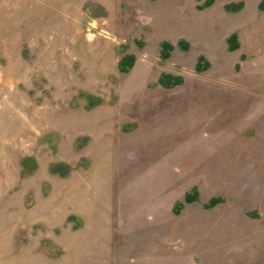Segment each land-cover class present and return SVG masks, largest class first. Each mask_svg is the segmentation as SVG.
Here are the masks:
<instances>
[{
    "label": "rangeland",
    "instance_id": "1",
    "mask_svg": "<svg viewBox=\"0 0 264 264\" xmlns=\"http://www.w3.org/2000/svg\"><path fill=\"white\" fill-rule=\"evenodd\" d=\"M205 1L0 0V264H264V0Z\"/></svg>",
    "mask_w": 264,
    "mask_h": 264
},
{
    "label": "trees",
    "instance_id": "2",
    "mask_svg": "<svg viewBox=\"0 0 264 264\" xmlns=\"http://www.w3.org/2000/svg\"><path fill=\"white\" fill-rule=\"evenodd\" d=\"M215 0H206L204 2L203 5L199 6L200 10H204L206 8L211 7L214 4ZM244 7V4L241 3H232L226 6V10L232 13H238L240 12ZM229 50L230 51H236L240 48V42L238 40V35L237 34H233L229 39ZM178 46L180 48H182L184 51H187L190 48V45L188 42L186 41H180L178 43ZM175 49V47L169 43V42H164L162 44V51H161V57L164 60H167L170 58L171 56V52ZM136 62V57L133 55H126L122 58V60L119 63V69L121 72L123 73H128L133 67L134 64ZM209 68V63L208 61L204 58V57H200L199 62L197 64V70L199 72L202 71H206ZM159 83L162 86H173V85H180L183 83V79L180 77H174L170 74L167 73H163L159 79ZM86 97L89 100V104H88V109H92L98 105H101L104 103V100L101 97H97L94 95H88L86 94ZM23 165L27 168V171L33 172L34 168L37 167L36 161L33 158H24L22 160ZM33 164V168L28 170V166ZM59 166H61V170L60 172L58 171H53L54 173H59L61 175H67L70 170L71 167L68 164H60ZM199 192L197 189H194L192 192L188 193L185 197V202L182 203H177L176 207H175V211L178 213L181 212V210L184 209L186 204H192L195 203L197 201H199ZM223 199L220 197L217 198H213L211 199L207 204H205V208L206 209H213L217 206H219L220 204L223 203Z\"/></svg>",
    "mask_w": 264,
    "mask_h": 264
}]
</instances>
